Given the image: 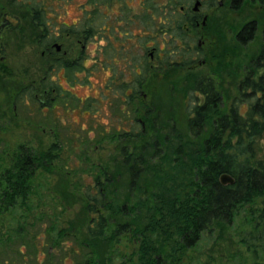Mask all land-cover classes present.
<instances>
[{
	"label": "trees",
	"instance_id": "obj_1",
	"mask_svg": "<svg viewBox=\"0 0 264 264\" xmlns=\"http://www.w3.org/2000/svg\"><path fill=\"white\" fill-rule=\"evenodd\" d=\"M197 1L202 7L216 9L219 6V0H140L133 9L128 5V0L85 1L79 27L83 35L79 38L88 41L98 33L105 34L103 27L108 24L111 40L106 41L104 55L109 60L123 56L124 70L130 71L132 76L130 85L122 82V71L117 72L115 68L118 65L110 66L117 75L115 82L118 89L112 112L116 115L130 111L131 119L130 131L125 132L115 117V141L143 140L145 129L142 122L154 115L151 102L142 99L138 92L151 75L166 73L172 68L188 69L190 53L186 47L193 37H197L194 34L195 24L201 22L200 15L192 11ZM220 1L224 7L238 11L246 0ZM247 1H258L264 5V0ZM45 4L44 1L20 3L23 7H35L32 22L36 27H42L38 48L49 47L51 40L45 36ZM132 29L142 32L135 39L138 46L139 43L143 45L144 53L138 60L127 63L124 56L127 49L115 50L112 40L132 39L134 35H128ZM231 31L235 32V41L240 40L244 45L253 39L256 25L251 20L244 23L241 30L234 28ZM67 32L69 37L76 35L75 28H69ZM262 38L260 50L245 69L237 95L226 110L217 105L221 102L219 93L209 89L204 94L205 109H197L196 117L188 119L186 123L189 134L192 133L195 140L180 133L177 138L172 127L170 133L162 135L158 141L141 146L144 150L151 147L154 153H159L158 161L153 164L146 161L150 156L144 159L142 154L136 157L131 154L132 163L128 164L131 157L123 149V153L129 156L125 162L129 166V187L133 197L131 201L127 195V206L121 208V205L107 201L106 187L110 188L114 182L111 176L101 170L99 175L94 176L93 188L87 187L84 194L89 222L80 244L91 255L84 264H108L110 258L107 254L115 248L114 243L118 242L120 235L124 234L136 245L132 264H179L186 250L195 246L203 233L223 224L234 226L235 223H238V229H235L238 242L247 252L260 253L264 258V156L255 159L254 151L256 139L264 136V24ZM139 39L142 40L139 42ZM160 44L165 45L162 62L157 56ZM178 44L185 48L176 50ZM123 45L125 42H122ZM150 52L154 58L152 61H158V67L151 63ZM141 60L144 66L141 75H137L135 70ZM67 67L70 78L81 68L86 74L92 71V67H86L84 63L81 67L79 61L74 60H68ZM37 86L42 90V83ZM128 86H131L132 92L124 101L123 92ZM41 90L33 95L42 97ZM28 95L32 96L31 93ZM184 97L185 114L189 117V90L185 91ZM36 101L41 107L40 101ZM215 116L217 120L214 123ZM176 138L178 145L173 150L160 152V145L173 143ZM57 151L56 144L44 153L35 154L19 148L11 167L0 178V214L11 212L17 205H28L32 192V171L40 162L54 161ZM144 172H149L151 179L148 178L152 181V188L146 194H142L138 185ZM222 174H228L234 183L221 185L219 176ZM136 185L138 187L134 189ZM108 195L112 196L113 191ZM241 212L245 214L244 217H239ZM57 234L67 236L69 233L61 230Z\"/></svg>",
	"mask_w": 264,
	"mask_h": 264
},
{
	"label": "rangeland",
	"instance_id": "obj_2",
	"mask_svg": "<svg viewBox=\"0 0 264 264\" xmlns=\"http://www.w3.org/2000/svg\"><path fill=\"white\" fill-rule=\"evenodd\" d=\"M24 1L36 3L41 0ZM85 1L62 0L59 8L53 3L48 9V17H53L51 21L71 24L80 17L78 6ZM139 1L128 0V5L135 9ZM0 3L9 5L8 0H0ZM203 12L205 8H201L202 15ZM18 17L17 31L4 35L5 52L3 66L0 68L3 70L1 119L4 118L0 134V178L11 167L19 148L35 154L44 153L56 144L58 151L54 153L57 156L54 161L40 162L32 171V192L27 201L28 205H17L11 212L0 214V264H84L85 259L91 256L80 244L89 222L84 194L87 187L93 188L94 176L100 174L99 170L111 176L114 182L110 188L106 187L107 201L121 205V208L127 206L126 197L129 195L131 198L132 195L126 159L131 154L132 157L142 154L144 159L145 156H150L147 163L158 161V152L154 153L151 147L144 150L141 146L146 147L147 144L158 141L159 137L170 133L172 127L177 138L182 134L195 140L186 128L184 94L192 85V77L204 74L209 68L204 65H199L195 70L172 68L169 72L151 75L145 85V93L147 102H151L154 116L147 118L150 121L143 120V140L125 143L99 140L100 133H103L101 131H113L110 126L116 122L112 109L109 110L106 102L99 100L100 86L106 77V71H101L102 66L87 76L82 70V73H77L69 81L64 77H53L54 81L58 80L62 89L69 92L67 94L70 100L68 97L66 108L58 104L51 114L49 110H42L36 101L41 96L38 95L36 99L26 97L23 102L22 94V103L17 104L13 111L10 103L13 87L21 91L27 86H36L44 69V61L36 44L38 31L31 26L26 10H18ZM254 19L258 22V29L253 39L244 45L238 44L233 37L235 32L231 30H238L242 24ZM263 20L264 9L247 0L238 11L219 5L207 16L204 35L215 39H212V47H221V57L217 61L218 68L221 65L224 70L221 85L226 90L222 93L226 107L237 95L238 81L245 74L249 62L260 50ZM141 33L132 29L128 35L134 36L129 42L118 41L121 44L125 42L127 50L124 56L127 63L141 57L142 53L137 48L135 39ZM97 44L104 45V42L87 44L84 61L86 67H90L94 59L103 60ZM114 45L118 46V43L114 42ZM96 50H99L98 54ZM121 58L116 59L117 72L125 68ZM86 99L96 102L91 103L88 112L83 113L81 109L84 108ZM243 111L244 107L241 108V112ZM51 130H56L58 138ZM177 138L173 143L160 145V152L169 153L168 151L173 150L178 145ZM123 149H126L125 153L129 156L123 153ZM254 151L255 159L264 156V136L256 139ZM130 163L132 161L128 164ZM148 173L144 172L145 176L142 174L138 180L142 194L152 188ZM110 191H113V195L109 197ZM244 215L241 212L239 217ZM235 229H238V223L234 226L223 224L203 233L195 246L186 250L179 264H264L262 254L249 253L238 242ZM61 230L69 234L58 236L57 233ZM114 245L115 248L107 254L110 258L108 264H132L136 245L125 234L120 235Z\"/></svg>",
	"mask_w": 264,
	"mask_h": 264
},
{
	"label": "flooded vegetation",
	"instance_id": "obj_3",
	"mask_svg": "<svg viewBox=\"0 0 264 264\" xmlns=\"http://www.w3.org/2000/svg\"><path fill=\"white\" fill-rule=\"evenodd\" d=\"M9 1V5L8 6H4L2 3H0V68L3 66V58H4V52H5V43H4V35L5 34H13V32L17 31L18 27V21H19V17H18V10L20 9H24L26 10V12L28 13V17L30 19V24L31 26L36 29L38 31L37 34V47H38V40L41 36L40 31H42V27H36L35 24L32 22V18L35 16V12H33L32 10L35 9V7H31V6H27V7H23L20 5L21 2H25L27 4H31V2H27L24 0H8ZM44 1L46 4L44 6V16L46 19V24H47V28L45 31V36L50 37V45L49 47H45V48H39L40 50V55L43 58L44 61V69H43V75L42 78L39 80V83H42V90L38 89V84L36 86L34 85H30L27 86L25 88H23L21 91L19 89L16 88V90L13 87V90L11 91L10 95H11V100L10 103L12 105L13 111H15V106L17 104H20V94L23 93V102H24V98H32V99H36L37 96L36 95H32L31 97L28 94H35V92H37L38 90L42 91V97L39 100L40 103L42 104L41 109L42 110H49L50 113L52 114V110L56 108V106L58 104H62L63 107H67L66 106V100L69 97L70 100V96H68L69 92L65 91L64 89H62V87L60 86V83L57 81L53 80V77L58 79V77H64L65 79L72 80L73 77L77 76V73H82V68L80 70H76L74 72V75L72 78H70V76L68 75V60H74L76 62L79 61L81 67H83V56H85L86 54V50L87 48V44L90 45L91 43H96L98 41H102L104 42V45H99V49H101V55L103 56V60H99V59H94L93 64L90 66L92 67V71L88 74H86L85 76L92 74V72H95L98 70L99 66H102L101 71L104 72L106 71V77L105 80L103 81L102 85L100 86V101H104L106 102V105L108 106V109H112L114 108V100H115V94L118 93V89H116V82H115V76H117L113 69L109 66V64H112L114 66V64L117 62L116 57L109 60L106 58V56L104 55V51H105V46H106V41H110L111 40V32L109 29V25H105V27H103V31H105L103 33H98L97 35L93 36L92 39L86 41L83 38H79V36L83 35L82 32L80 31V25H81V21L83 20V4L78 6V10L80 11V17L77 18V20L75 22H72L71 24H66L63 22H56V21H51V19L53 17H48V9L49 7L52 6L53 3H56L57 7H61L62 0H41ZM194 5V4H193ZM219 5L222 6V2L219 1ZM254 5H256L258 8L260 9H264V5L259 3L258 1L254 2ZM6 7V8H5ZM201 8H205V12H203V15H201L200 10ZM214 8L212 7H205L200 4V6L198 7L197 10H194V6L192 7V11L195 14L200 15L201 17V22L200 23H196V29H195V35L197 36L196 38L193 37L191 43L189 45H187L186 50L190 53V63L188 65V70L193 69L195 70L196 67H198L199 65L201 66H207L209 69H207V71L204 74L201 75H196L193 76L191 81H192V85L189 88L190 94H191V100L189 102V117H187L188 119H194L197 115V109L202 108L205 109V107L203 108V103L205 100V96L204 94L207 92V90L211 89L212 91H215L217 93H219L220 97L219 99L221 100V102H219L217 105L222 109V110H226L227 107L225 105V103L223 102L224 98L222 93L225 92L226 90L223 88V86L221 85L222 83V76H223V69L220 65V68H218V62L217 60H219V58L221 57V47L220 45H216L215 47H212L211 42L213 41L212 39H214L213 37H205L204 35V28L206 26V20H207V16L210 15V13L213 11ZM17 13V14H16ZM15 14V15H14ZM199 17V18H200ZM255 25H256V31L255 34L257 32L258 29V22L254 19L253 20ZM263 24H264V20L261 24V31L263 29ZM243 24L240 26V28L238 30L242 29ZM69 28H75L76 29V35H72V36H68V32L67 29ZM79 30V31H78ZM211 32H209L210 35ZM119 34H121L120 36H122V33L119 32ZM254 34V35H255ZM52 36L54 37H59V39H54L52 40ZM131 39L127 40V42H129ZM215 40V39H214ZM263 40V38H262ZM206 41L208 44H206ZM114 42L118 43V46L114 45ZM120 42V41H119ZM118 40H112V46L113 48L116 50V48H119L118 50H123L125 51V45L122 46L121 43H119ZM236 42L240 45H243L241 43L240 40L236 39ZM6 44H8L6 42ZM140 45L136 46L137 48L141 51V53L143 52V45L141 43H139ZM161 45V44H160ZM159 45V53H158V59L160 62H162L163 57H164V48L165 45L162 44V47H160ZM148 46H145V49ZM108 48V47H107ZM183 47V45L178 44L177 49L176 50H180ZM147 50V49H146ZM99 52V50H96V53ZM98 54V53H97ZM148 54V53H147ZM161 54V55H160ZM150 55V61H152L154 58L152 56V53H149ZM155 62V63H154ZM154 64L156 67L159 66L158 61L155 59L154 60ZM180 63V62H179ZM143 63L142 60L140 61V64L138 67H136V74L137 75H141V69L143 67ZM122 71V75L121 77L123 78L121 81L125 82L127 84H131L132 83V76L130 75L131 72L130 71H126V70H121ZM120 72V71H119ZM85 73V72H84ZM162 73V72H159ZM158 73V74H159ZM15 75V73L13 72V76ZM243 78V76H242ZM242 78L240 79V81L242 80ZM2 80H3V70L0 69V95L2 94V89H3V84H2ZM148 81V79L146 80ZM238 81V84L239 82ZM147 82H145L146 85ZM238 84L236 87V91L238 88ZM145 85L139 89L138 94L140 96H142V99L147 100V95L145 93ZM131 86H128L127 89L124 90V101L126 100V98L131 94L132 90L130 88ZM8 92V91H6ZM66 92V94H65ZM68 93V94H67ZM78 98V97H77ZM76 98V99H77ZM2 99V98H1ZM0 99V100H1ZM78 100V99H77ZM94 100V99H93ZM82 101H80V104L83 105L81 103ZM94 102H90L88 99H86L84 101V108L81 109V112L86 113L88 112V107L91 105V103H95ZM22 103V102H21ZM77 104V102H76ZM111 107V108H110ZM2 101H0V134L2 131V121L3 119H1L2 116ZM115 115V114H114ZM115 117L117 118V121L120 122L118 124H120L122 127H124L125 132L130 131V124H131V119H130V111L129 112H124V113H120V114H116ZM217 120V117L215 116L213 119V122L215 123ZM61 123V122H59ZM53 125H55V122H53ZM117 125V122L114 123L113 125H111L110 127H115ZM142 127H144V122H142ZM55 128V127H54ZM52 134L55 135L57 138L59 136V134L56 132V130H51ZM103 133H100L101 139L99 140H114L115 139V134L113 133L114 131H112L111 129L109 131L107 130H103L101 131ZM190 136L192 138H195V136L190 133ZM88 140V139H87ZM30 163L32 164V162L30 161Z\"/></svg>",
	"mask_w": 264,
	"mask_h": 264
},
{
	"label": "water",
	"instance_id": "obj_4",
	"mask_svg": "<svg viewBox=\"0 0 264 264\" xmlns=\"http://www.w3.org/2000/svg\"><path fill=\"white\" fill-rule=\"evenodd\" d=\"M199 6H200V3L198 1L195 2L194 10H197ZM219 183L223 186L232 185L234 183V180L228 174H222L219 176Z\"/></svg>",
	"mask_w": 264,
	"mask_h": 264
}]
</instances>
